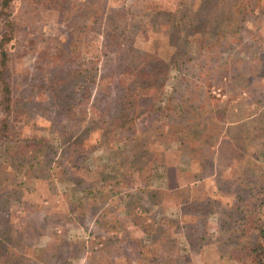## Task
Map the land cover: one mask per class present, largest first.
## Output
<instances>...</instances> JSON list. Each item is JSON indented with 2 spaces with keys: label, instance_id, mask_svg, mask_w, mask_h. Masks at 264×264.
I'll return each instance as SVG.
<instances>
[{
  "label": "rangeland",
  "instance_id": "obj_1",
  "mask_svg": "<svg viewBox=\"0 0 264 264\" xmlns=\"http://www.w3.org/2000/svg\"><path fill=\"white\" fill-rule=\"evenodd\" d=\"M220 1L14 0L9 128L0 139V241L8 247L0 264H93L90 232H104L109 219L98 214L115 190L99 193L96 214L87 209L95 229L69 207L85 199L79 181L109 155L97 140L98 119L139 103L160 118L151 146L165 156L141 161L132 189L142 196L114 213L146 217L171 233L170 257L153 256L156 264H244L264 224V0L245 15L239 0ZM126 68L158 77L133 85ZM178 110L182 121L173 117ZM116 131L115 145L133 143ZM174 187L184 191L176 198L182 204L146 195ZM100 256L101 264H118L111 252Z\"/></svg>",
  "mask_w": 264,
  "mask_h": 264
},
{
  "label": "trees",
  "instance_id": "obj_2",
  "mask_svg": "<svg viewBox=\"0 0 264 264\" xmlns=\"http://www.w3.org/2000/svg\"><path fill=\"white\" fill-rule=\"evenodd\" d=\"M239 10L249 14L255 5L258 4L257 0H239ZM13 2L14 0H0V16L4 23V30L0 35V107L5 112L0 120V139H5L8 136L6 132L9 128V122L7 118L10 112L11 106V84L6 75L8 67V51L7 44L11 40L12 34L15 30V22L13 19ZM221 2L216 0V3ZM250 6H252L250 8ZM242 15V19L244 16ZM125 72L133 74V85H153L156 81L157 75H150V71L146 70H130L125 69ZM127 77L120 75V82H125ZM152 90V88H150ZM93 98L89 95L87 99ZM117 98V97H116ZM118 97L115 101H119ZM132 95L128 100L124 101V104L132 102ZM137 110L132 112L123 111L121 114L107 118L102 117L100 121L101 128L98 135V143L104 145L108 150V158L105 163L94 170L93 177L91 179L84 178L85 181H79L81 183L80 190L82 191L84 200L69 207L70 215L72 218L79 220L80 224L86 229L92 225L95 229L99 225L98 219L102 216H106L109 220L104 228V232L101 233L97 229L96 232H90L92 237L89 240L88 246L98 247V255L93 264H101L103 259V253L111 252L116 258L118 264H156L153 256L170 257L171 244H166L164 240L170 238L171 233L168 230L161 229L160 225H156L153 221H147L146 217H140L134 215L133 219H128L126 215H119L114 213L123 208H131L137 202L136 198L141 197L143 191H133L132 187L136 186L137 175L139 176V170L141 168V161L144 159H151L156 161L162 159L165 154L163 151L151 146L152 142H155L160 137L162 129H160V118H152L150 107L147 105L137 106ZM125 108V107H122ZM132 108V107H131ZM174 109V106H171ZM146 112V120L139 121L142 113ZM174 119H180V112L178 110L174 112ZM176 122L173 123V125ZM115 138L118 140L126 141L131 138L133 143L129 146H117L113 143L114 131ZM175 130V129H174ZM174 135V131L172 136ZM191 139V137H190ZM188 140V143L190 141ZM3 141V140H2ZM183 138L182 146L185 144ZM3 144V143H2ZM179 146L176 149V154L179 153ZM174 152V151H170ZM199 159L195 157L194 163H198ZM58 166V163H55ZM133 187V188H134ZM113 188L115 194L113 198L107 203V206L102 208V203L98 199V195L102 190ZM125 188H131V191L124 193ZM184 194L182 188L174 187L173 190L167 189H153L151 193L146 195L151 198H156L157 202L162 199L163 204H182L177 201L176 198L181 197ZM175 198V201H163V198ZM185 200L184 207L191 206V201L188 195L183 199ZM91 206V208H89ZM181 206V205H180ZM165 207V205H164ZM102 208L98 214V219L91 222L85 221L87 215V209L92 210V216L96 214L97 209ZM195 215H192L194 220ZM178 223V222H177ZM180 224V221H179ZM160 226V227H159ZM26 233V231H25ZM167 233V234H166ZM27 234V233H26ZM162 234H166L164 239ZM24 235V230L18 229V237ZM62 240H69V236L64 232ZM116 236V238H115ZM147 238L148 242L144 239ZM75 241L76 239H72ZM84 242V241H79ZM153 245V246H152ZM6 250L8 247L4 242L0 241V251ZM111 248V251L109 249ZM125 249V250H124ZM154 250V252H152ZM94 251V252H95ZM152 254V255H151ZM154 254V255H153ZM110 262V260H108ZM174 262L162 259L159 264H173ZM18 264H23V260H18ZM244 264H264V224L259 227L258 238L245 250V262Z\"/></svg>",
  "mask_w": 264,
  "mask_h": 264
}]
</instances>
